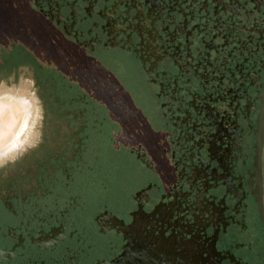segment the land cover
Masks as SVG:
<instances>
[{"label": "flooded vegetation", "instance_id": "1", "mask_svg": "<svg viewBox=\"0 0 264 264\" xmlns=\"http://www.w3.org/2000/svg\"><path fill=\"white\" fill-rule=\"evenodd\" d=\"M18 6L86 68L48 60L52 90L73 84L47 122L32 97L0 101V143L25 113L0 151V264H264V0ZM11 47L0 79L27 52Z\"/></svg>", "mask_w": 264, "mask_h": 264}, {"label": "rangeland", "instance_id": "2", "mask_svg": "<svg viewBox=\"0 0 264 264\" xmlns=\"http://www.w3.org/2000/svg\"><path fill=\"white\" fill-rule=\"evenodd\" d=\"M18 40L22 42V45L25 47L27 52L23 51V60L21 64L18 65V62L11 63V68H7L4 77L0 79V101L7 100L14 96L16 98L32 97L31 101H35L36 105L39 107L37 122H47L50 119L48 110L44 108L57 103L65 104L69 98L66 95L65 90L69 89V84H73L71 82L72 79L69 80V77L66 78V76H56V79L54 80L56 84L52 90V81L48 77L51 73V68L47 63L48 60H50L53 64L60 63L62 56H59L58 51L62 52L63 58L68 59L72 65L64 66L67 69V71L63 72L65 74H68V72L71 71V68H73L75 73H79L81 70L84 72L86 64L79 54L71 49H68L66 45H64V42L56 35V33L42 25L34 14L30 12V10L25 7L20 8V6H18V0H0V42L3 45V47H0L2 48L1 52L4 48H10V50L14 51L11 47V43H18ZM53 43H55V47L51 46ZM31 57L38 59V65H40V75H36L38 66L31 61ZM89 68L94 71L96 70L95 66H89ZM102 74L104 77L103 85L112 90L111 93L113 95V99L118 102V105H131L130 97L127 96L125 91L114 87L110 78L105 76V72H102ZM80 83L83 87H85L84 85L91 84L89 82ZM124 83L126 82L124 81ZM85 89L87 91L90 87H85ZM87 93L88 94L86 95L91 97L94 95L93 92H91V94H89V92ZM87 99L88 97L85 99L83 98L80 101ZM34 107L35 106L30 107V112L32 114L31 117L29 115V121L27 122V126L24 128L21 135V140L28 141V143H31V139L34 137V132L32 130V123L35 116ZM130 109L129 107L128 109H123L122 111L124 114L120 115L126 116V112L133 115V112ZM18 114L22 117L23 111H19ZM7 117L8 114L6 113L1 115V123L6 125L9 122V118ZM21 117L20 119L18 118V122L10 128L8 136L5 140L0 143L1 152L11 148L10 142L13 135L17 132ZM108 166L109 165H107L106 162L103 164V168H107Z\"/></svg>", "mask_w": 264, "mask_h": 264}, {"label": "bare ground", "instance_id": "3", "mask_svg": "<svg viewBox=\"0 0 264 264\" xmlns=\"http://www.w3.org/2000/svg\"><path fill=\"white\" fill-rule=\"evenodd\" d=\"M24 103H25V102H24ZM25 106H27V105H25ZM13 108H16V107H13ZM19 111H20V110H19ZM19 111H18V112H19ZM13 113H15V112H13ZM24 114H25V113H24ZM24 114H23V115H24ZM15 115H16V114H15ZM7 118H8V117H7ZM22 119H23V118H22ZM22 121H23V120H22ZM22 123H23V122H22ZM20 127H21V126H20ZM9 130H10V129H9ZM19 130H20V129H19ZM18 132H19V131H18ZM1 137H2V136H1Z\"/></svg>", "mask_w": 264, "mask_h": 264}, {"label": "water", "instance_id": "4", "mask_svg": "<svg viewBox=\"0 0 264 264\" xmlns=\"http://www.w3.org/2000/svg\"><path fill=\"white\" fill-rule=\"evenodd\" d=\"M114 264H116V263H114Z\"/></svg>", "mask_w": 264, "mask_h": 264}]
</instances>
